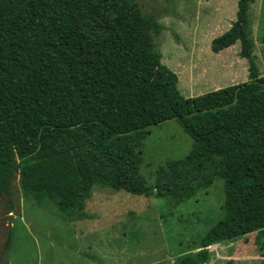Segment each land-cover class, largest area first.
Wrapping results in <instances>:
<instances>
[{
    "label": "trees",
    "instance_id": "1",
    "mask_svg": "<svg viewBox=\"0 0 264 264\" xmlns=\"http://www.w3.org/2000/svg\"><path fill=\"white\" fill-rule=\"evenodd\" d=\"M252 3L238 0L230 28L211 42L213 54L240 45L248 81L185 98L154 44L163 28L136 0H0V197L10 201L17 183L75 222L90 219L94 190L181 204L219 179L222 219L175 264H206L210 247L263 231L264 77L248 31ZM169 121L192 146L150 185L141 145Z\"/></svg>",
    "mask_w": 264,
    "mask_h": 264
},
{
    "label": "rangeland",
    "instance_id": "2",
    "mask_svg": "<svg viewBox=\"0 0 264 264\" xmlns=\"http://www.w3.org/2000/svg\"><path fill=\"white\" fill-rule=\"evenodd\" d=\"M238 0H136L163 28L154 38L161 63L178 78L185 98L248 81L240 45L211 52V42L230 28ZM255 65L264 77V0L248 12ZM140 173L153 185L155 172L180 160L192 140L175 121L146 130ZM223 183L193 199L173 201L94 190L85 203L90 219L70 222L48 199L38 206L15 183L13 197H0V264H175L199 250L200 240L223 216ZM206 264H264V230L209 248Z\"/></svg>",
    "mask_w": 264,
    "mask_h": 264
}]
</instances>
